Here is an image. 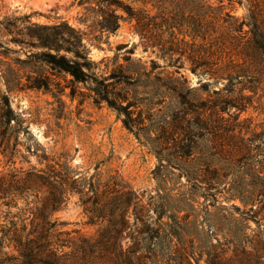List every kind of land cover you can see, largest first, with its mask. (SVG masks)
<instances>
[{
  "label": "rangeland",
  "instance_id": "374dc122",
  "mask_svg": "<svg viewBox=\"0 0 264 264\" xmlns=\"http://www.w3.org/2000/svg\"><path fill=\"white\" fill-rule=\"evenodd\" d=\"M204 4L200 0H0V95L8 97L13 113L6 130L9 140L0 135V238L1 231H10L0 250L1 258L7 257L5 264L18 256L10 241L13 226L32 230L31 222L45 202L59 205L49 221L57 222L51 241L59 235L63 253L72 252L82 240L95 243L106 229L104 264H121L120 253L140 238L142 227L135 220L141 208L154 223L180 224L185 247L192 241L197 259L200 247H212L222 264H239L244 248L249 264H264V73L249 62L247 43L250 12L264 25V0L208 2L222 5V16L229 23L238 26L245 21L240 32L231 31L223 21L209 30L206 42L214 53L209 58L214 72L210 75L191 73L187 59L191 47L202 56L203 42L192 38L191 27L204 12ZM128 13L149 18V44L176 45L183 56L175 53L168 66V60L156 55L158 49L143 51L135 20H129ZM35 37L46 40L48 47H41ZM69 38L72 44L81 39L91 63L88 75H95L101 85L90 78L76 82L48 63L49 55L72 57L63 51L68 47L63 40ZM167 75L178 79L176 92L157 96L156 77ZM35 82L48 85V90L29 89ZM97 87L107 90L116 105L129 104L133 117L145 127L181 107L189 108L186 101L221 105L223 124L230 131L217 139L212 151L217 159L214 167L223 175L216 201L205 200L198 189L204 185L187 183L177 169L165 162L160 168L156 156L122 125L123 116L105 102L94 101L92 91ZM197 143L192 159L210 147L204 140ZM3 191L9 194L2 196ZM241 198L249 199L248 204ZM101 206L106 210L98 219L91 211ZM248 210L246 222L236 221ZM205 259L203 254L197 264H206ZM191 262L195 263L192 258ZM85 264L101 263L93 259Z\"/></svg>",
  "mask_w": 264,
  "mask_h": 264
},
{
  "label": "trees",
  "instance_id": "16d2710c",
  "mask_svg": "<svg viewBox=\"0 0 264 264\" xmlns=\"http://www.w3.org/2000/svg\"><path fill=\"white\" fill-rule=\"evenodd\" d=\"M204 1V12L200 15L199 20H196V25H192L191 34L192 38L200 37L202 40V56L197 55L194 48L191 47L190 53L187 59L190 61L191 73L208 74L214 73L210 71L213 63H209V58L214 56L212 47L208 42L209 30L213 32L214 25L217 22L223 21L228 25L231 31L242 30L244 20L235 26V23H229L222 16L223 8L220 6H212L208 4L211 0ZM218 4L221 1H217ZM224 15L231 18L227 13ZM143 16L141 13L134 15L128 13L129 20H135V31L140 38V44L143 51L150 50L152 53L155 49H158L156 55L160 58L169 61L168 66L174 60L173 55L178 53L176 45H153L147 42V37L151 29L149 28V18ZM250 33L251 39L247 42L249 45V62L251 65H258L259 72L264 73V25L258 24L256 21V15L254 12H250ZM192 21V20H191ZM166 24V23H165ZM194 24V23H193ZM249 26V23H247ZM198 26V27H197ZM68 30L73 33V29L68 27ZM75 33V32H74ZM41 47H48L44 42L46 40L35 37ZM43 42V43H42ZM68 44V47L63 51L71 54V58H66L64 55L55 56L49 55L51 60L48 62L52 66L56 67L64 73H69L76 82H85L86 79H91L96 86L101 85V82H97L95 75L92 78L88 75L90 71V61L86 55L85 46L81 43V39L76 44H72L70 38L63 40ZM133 51V50H130ZM55 52H59L55 49ZM183 56L182 53H178ZM231 63V60L229 61ZM159 68L154 66L153 69ZM164 70V68H163ZM160 74V73H159ZM158 84L156 89L157 96L164 95L165 91L172 90L176 92V85L178 79H173L170 76L166 78L156 77ZM185 81V80H184ZM185 83V82H184ZM7 84V83H6ZM29 89L45 91L48 90V85L44 83H31L28 86ZM163 89L164 91L160 90ZM7 92L10 89L7 87ZM95 95L94 101L96 103L105 102L108 107L113 108L119 116H123L122 125L130 133L137 138L139 143L146 147L149 152L153 153L160 165V168L164 167L163 162L168 167L177 169L180 176L186 178L187 183L202 184L198 189L201 191V196L206 200L216 201V194L219 193V187L221 183L222 171L214 167L216 141L220 139L226 130L224 126L223 117L224 109H221V105L217 103H211L206 105L203 102L199 105H194L188 101L185 102L189 108L184 109L181 107L174 112L172 116L166 115L160 121L147 127L142 126L139 119L133 117V113L129 110V104L123 106L121 103L116 105L114 101L109 99V92L104 89L95 88L92 91ZM200 110V111H199ZM192 117H189L191 116ZM13 119V113L9 107L8 97L5 94L0 95V127L2 131L0 133L2 139L9 140L10 135L6 132L10 126V122ZM141 126V127H140ZM8 131V130H7ZM154 135V137H151ZM15 140V139H14ZM204 140V142L210 144L206 150L199 151V155L192 159L193 154L197 150L198 141ZM172 143V144H171ZM171 144V145H170ZM6 152V149L5 151ZM3 152V153H4ZM156 180H158V173H156ZM0 184H3V178H0ZM9 191L1 192L2 196L8 195ZM134 195V194H133ZM233 197V196H232ZM134 198H136L134 196ZM243 204H248L249 199L244 201L241 198ZM7 206V205H6ZM59 205L43 203L36 212L34 222H31L32 230L25 232V226L20 230H17L15 226L12 228L11 239L14 243V247L18 253L17 258L10 264H85L91 262L93 259L100 260L101 264L106 260V245H107V230H101L98 236V240L95 243H89L86 240H82L79 246H76L72 252L63 253V241H61L57 235L55 241H51L52 230L56 227V221L51 222L50 217L58 210ZM232 209L238 212V209L234 206ZM221 211H225L226 208L220 206ZM105 206L95 208L92 210L93 214L96 212L97 218H104ZM145 212L141 208L137 210L136 222L142 227L140 231V238L134 243L125 254L120 253L122 256L121 264H197L200 257L205 255L206 264H222L219 253L214 248L204 249L200 247L198 253V259L194 257L195 248L192 241L189 242L188 249L185 247V241L182 236V228L178 223L165 224L154 223L149 215H144ZM226 217L231 218V214H226ZM249 218V210L247 212L240 213V219L236 221L246 222ZM36 220V223H35ZM89 223L93 224L94 221L89 217ZM58 225H61L59 223ZM245 228L246 225L244 226ZM10 231H1L0 238V250L3 247L2 239ZM117 234V232H116ZM176 239V244L173 240ZM117 240V237H114ZM176 245H180L178 248ZM5 256V254H3ZM119 255V256H120ZM0 251V264L7 262V257L1 258ZM191 258L195 263L191 262ZM239 264H249V254L245 252L244 248H241V258L238 261Z\"/></svg>",
  "mask_w": 264,
  "mask_h": 264
}]
</instances>
